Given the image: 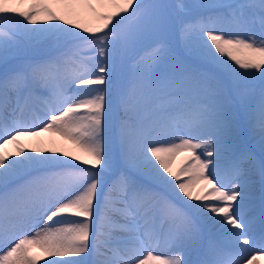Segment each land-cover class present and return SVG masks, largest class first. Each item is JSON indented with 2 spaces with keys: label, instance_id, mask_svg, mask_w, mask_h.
Returning <instances> with one entry per match:
<instances>
[{
  "label": "snow or ice",
  "instance_id": "obj_1",
  "mask_svg": "<svg viewBox=\"0 0 264 264\" xmlns=\"http://www.w3.org/2000/svg\"><path fill=\"white\" fill-rule=\"evenodd\" d=\"M261 258L264 0H0V264Z\"/></svg>",
  "mask_w": 264,
  "mask_h": 264
},
{
  "label": "rangeland",
  "instance_id": "obj_2",
  "mask_svg": "<svg viewBox=\"0 0 264 264\" xmlns=\"http://www.w3.org/2000/svg\"><path fill=\"white\" fill-rule=\"evenodd\" d=\"M52 133H44L42 134V137L41 139L44 140V138L46 137H50ZM51 140H54L55 143H57V146L60 150H66V151H69V153H73V154H80L78 152V150L75 148V146L72 144L71 141H68V140H65L63 139L61 136H59L58 134H54V136L52 137ZM29 141V139L26 138V143ZM35 141V140H34ZM50 146V148H56L54 145ZM33 144V142H32ZM25 145V143H24ZM69 145H72L71 147H69ZM14 145H7L6 148L4 149V151H7V152H10V147H12ZM26 148H28V145L26 144L25 145ZM31 146H29V148H31ZM187 155V153L185 152H181L179 155L176 156L174 162H173V169H177L179 166H181V162L182 160H184V157ZM40 264H43V261L40 262ZM264 264V263H263Z\"/></svg>",
  "mask_w": 264,
  "mask_h": 264
},
{
  "label": "bare ground",
  "instance_id": "obj_3",
  "mask_svg": "<svg viewBox=\"0 0 264 264\" xmlns=\"http://www.w3.org/2000/svg\"><path fill=\"white\" fill-rule=\"evenodd\" d=\"M53 136H54V134H51L50 137H46V138H44V140H43L44 143H43L42 147H44V148H50V146L53 145V143H50V141H51V139H52ZM23 142L25 143V145H26V144L28 145V148H29V146H31V145H32V147H34V146H41V145H37V144H36V141H34V140H30V139H29V141L26 143V138L23 139ZM32 142H33V144H32ZM54 146L56 147V149H59L58 146H57V143H55ZM71 146H72V145H69V147H71ZM13 150H14V146L10 147V152L13 151ZM5 152H7V151H5ZM68 152H69V151H68ZM263 263H264V258L258 259L257 261L254 262V264H263Z\"/></svg>",
  "mask_w": 264,
  "mask_h": 264
}]
</instances>
